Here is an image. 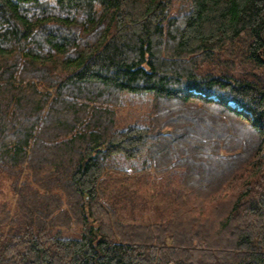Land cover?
<instances>
[{
  "label": "trees",
  "instance_id": "trees-1",
  "mask_svg": "<svg viewBox=\"0 0 264 264\" xmlns=\"http://www.w3.org/2000/svg\"><path fill=\"white\" fill-rule=\"evenodd\" d=\"M5 188L0 264H264V0H0Z\"/></svg>",
  "mask_w": 264,
  "mask_h": 264
},
{
  "label": "rangeland",
  "instance_id": "rangeland-1",
  "mask_svg": "<svg viewBox=\"0 0 264 264\" xmlns=\"http://www.w3.org/2000/svg\"><path fill=\"white\" fill-rule=\"evenodd\" d=\"M125 183L128 185L129 180H125ZM140 184H142V183H140ZM14 198H15L14 194L8 188H5V193L3 195H1L0 201L1 200L2 201L3 200H8L9 202H12L14 200Z\"/></svg>",
  "mask_w": 264,
  "mask_h": 264
}]
</instances>
